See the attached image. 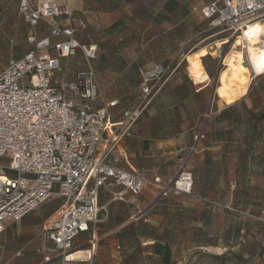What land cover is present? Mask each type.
Here are the masks:
<instances>
[{
    "label": "rangeland",
    "instance_id": "1",
    "mask_svg": "<svg viewBox=\"0 0 264 264\" xmlns=\"http://www.w3.org/2000/svg\"><path fill=\"white\" fill-rule=\"evenodd\" d=\"M64 1L74 10L77 38L81 43H94L97 54L90 62L92 74H89L90 70L79 52L62 60L60 71L53 79L69 82L77 77H90L101 95L107 100L118 99L122 109L136 105L142 98L140 70H149L160 64L166 69L167 81L158 89V100L169 102L167 93L171 91L178 97H187L179 108L186 119L198 110L207 111V97L211 96L214 87L213 108L218 100L221 101L220 106H230L224 102L226 98L237 100L224 86L226 68L222 64L237 36L210 28L202 18L201 8L212 0H81L79 8L73 7V0ZM18 4L19 0H0V70L9 60L31 49L27 42L29 28L19 15ZM117 7L123 10L121 19L106 26L100 13ZM154 37L156 41L152 43ZM237 45L235 50L245 54L246 60L243 40H239ZM198 50L210 54L201 57L202 67L192 72L186 58ZM189 63L191 68L195 66V60L190 59ZM248 69L246 93L232 104L235 120L224 116L225 122L213 127V137L224 138L228 142L225 146L238 150V177L241 183L247 180L251 183L250 187L241 184L239 188H234L235 197L238 203H250L251 216L236 214L234 211L237 209L233 208L237 205L232 202L230 207H225L226 229L220 230L217 228L216 202H205L198 196H193L191 200L186 198L192 196V190L187 196L158 195L154 199L159 188L153 176L147 175V187L139 195L129 197V203L114 210L112 207L115 204H111L106 210L98 212L99 221L90 230V233L95 231L94 245L86 243L87 237L76 243V251L88 250L90 253L83 254L84 262L73 264H264V244L258 243L253 248V243L248 245L247 236L236 235L241 228L258 236L264 234V77L259 76L263 73L256 74L249 66ZM184 74L195 87H204L205 95L189 97L187 85L182 79ZM27 80L26 76V84ZM252 114L254 128L249 123ZM203 140L202 137L197 139L198 143ZM203 144L207 142L203 141ZM208 145H212L211 142ZM248 161L253 166L255 164L256 170H246ZM9 162V156L0 158V163L4 165ZM180 196L196 205L189 211L192 219L189 224H185L183 212L174 213L172 204L159 201V198L167 202ZM102 200L100 204L104 205L107 196ZM178 204L181 207L185 203ZM57 205L59 202L51 198L33 211V219L41 217L45 220ZM210 206L211 209L206 208ZM246 211L248 213V209ZM239 237L247 244L246 249H231V244ZM16 249L8 247L4 252L0 250V264L24 262ZM53 261H43L42 264H60Z\"/></svg>",
    "mask_w": 264,
    "mask_h": 264
},
{
    "label": "built area",
    "instance_id": "2",
    "mask_svg": "<svg viewBox=\"0 0 264 264\" xmlns=\"http://www.w3.org/2000/svg\"><path fill=\"white\" fill-rule=\"evenodd\" d=\"M18 11L31 49L0 70V158L10 157L7 165L0 163V236L6 220H22L55 198L59 205L39 231L43 261L69 264L79 259L70 258L75 240L106 210L101 193L108 203L125 202L147 183V172L127 163L122 168L111 154L166 82V69L140 70L142 98L113 122L117 101L103 100L90 77L53 79L62 59L79 52L92 74L97 54L96 45L81 43L68 24L65 1L19 0ZM201 16L210 28L238 37L248 24L264 23V0H212ZM153 181L160 197L191 195L193 178L184 168Z\"/></svg>",
    "mask_w": 264,
    "mask_h": 264
},
{
    "label": "crops",
    "instance_id": "3",
    "mask_svg": "<svg viewBox=\"0 0 264 264\" xmlns=\"http://www.w3.org/2000/svg\"><path fill=\"white\" fill-rule=\"evenodd\" d=\"M66 5L68 6L67 3ZM72 5L76 8L81 7V0H73ZM69 10L71 12L72 19L68 21V24L76 30V17L73 15L74 10H71L70 8ZM122 11L123 10L120 7L108 11H102L100 13V17L103 23L106 26H109L121 19ZM155 39V37L152 38V43L153 41H156ZM209 54L210 53L205 50H198L193 56L186 58L188 68L190 67L189 69L192 72L195 71L194 69H196V71L200 70L202 67L200 58ZM190 59L193 61L195 60V66L193 68L190 66ZM199 66L200 68H198ZM182 79H184V82L187 85L185 87L187 88L189 97H197L203 94L205 95L204 87H195L190 78H187V76L185 77V74L182 76ZM98 92L101 94L99 90ZM156 93H158V91ZM214 94L215 92L211 93V96L207 97V111L203 112L198 110L192 116H188L186 119L183 112L179 110V108L183 106L187 97H178L175 92L171 91L167 93L168 97H170V101L160 102V100H158V95H160L159 92L152 98L148 106L143 111V114L138 118L132 127L131 131L124 135V137L121 139L116 149L112 152L111 159H117L118 165L122 168L127 169V164H129L133 168L141 169L147 172V175L149 176H159L162 179L173 178L181 168L189 170L193 176V192L192 196H188L186 198L191 200L193 196H198L205 202H216L218 204L216 207L218 217L217 228L221 230L226 229L225 207H230L232 202L237 205V207L233 208L237 209L234 211L236 214L243 216L245 215L248 217L251 216L250 203L245 204L239 202V204L235 197L236 192L234 191V188H239L241 184H243L245 187H250L251 182L247 180L241 183V180L238 177L240 171V157L238 156V150L233 146H225V143L228 142L224 138L213 137V127L225 122L224 115L220 116V114L229 107L226 105L220 106L219 103L221 101L218 100L216 101V105L213 108L212 101ZM102 98L105 101H117L116 107L112 109V120L113 122H118L121 120V112L126 108H119L118 99L107 100L103 96ZM225 100L227 101L224 102L230 105L236 102L238 99L231 100L229 97ZM210 106L212 107L211 109H209ZM199 134H201L202 138L204 139L203 141L207 142V144L204 145L203 141H199L198 143L197 139L195 138ZM208 142H211L212 145H208ZM245 168L247 171H250L251 169L256 170L255 164L253 166L251 161L247 162ZM146 187L147 184L144 183L141 191ZM158 193L154 194V199L158 197ZM248 194L249 192H247V195ZM105 196L106 195L101 193V203L103 201L102 198ZM186 198L182 199L181 196L177 198L173 197L168 199L167 202L163 201L164 198H159V201L161 203L172 204V211L174 213L183 212L185 224H189L192 220L189 215V211L196 207V205L194 206V204ZM180 202L185 203L184 206H177V204ZM124 203L127 204L129 201L127 200L126 202L108 203L107 198V201L104 202L106 207L108 205L115 204L112 207L113 210L119 205L125 206ZM57 206L53 209V211L57 208ZM206 208L211 209L212 207L210 206ZM246 209H248V213ZM32 213L22 220L16 222L6 220L4 223L5 230L0 236V250L1 252H4V250H6L8 247L17 248L16 250L20 251V258H22L24 262H17L16 264L44 263L42 250L44 242H42V240L39 238V231L42 227L44 219L38 217L37 220H34ZM92 225L86 233L81 234L75 240V244L87 237L88 240L86 243L88 245H94L93 233L95 231L90 233ZM236 235L242 237L247 236L249 239L248 243H250L248 245L250 246L251 243H253V248H255L256 244L258 243L260 245L264 244V234H260L258 236L249 230L248 232H244V230L241 228L237 230ZM251 238L252 242L250 240ZM246 245L247 244L245 242H241V237H239L237 242L231 244V249L235 247H242V249H246ZM45 246L48 249L50 247L49 244H46ZM84 253L88 254L90 252L88 250L75 251V253H73V258L79 259L74 260L69 264L84 262L85 259H82Z\"/></svg>",
    "mask_w": 264,
    "mask_h": 264
},
{
    "label": "bare ground",
    "instance_id": "4",
    "mask_svg": "<svg viewBox=\"0 0 264 264\" xmlns=\"http://www.w3.org/2000/svg\"><path fill=\"white\" fill-rule=\"evenodd\" d=\"M235 39L231 51L224 57L222 64L226 68L224 86L233 99H239L245 95L249 83L248 66L253 68L256 74L264 73V23L253 22L248 24L246 29H243ZM239 40H243L246 48L247 62L244 58L245 54L235 50ZM73 253L70 256L71 259H74Z\"/></svg>",
    "mask_w": 264,
    "mask_h": 264
},
{
    "label": "trees",
    "instance_id": "5",
    "mask_svg": "<svg viewBox=\"0 0 264 264\" xmlns=\"http://www.w3.org/2000/svg\"><path fill=\"white\" fill-rule=\"evenodd\" d=\"M204 58V57H203ZM261 77H264V73L262 75H259ZM235 103V102H234ZM232 103V104H234ZM232 104H230V106L228 108H226L223 112H221L220 116H226L227 119L231 120L234 119L235 120V113H234V109ZM233 120V122H234ZM249 123L251 124V127L254 128L255 127V123H254V114L250 115L249 118Z\"/></svg>",
    "mask_w": 264,
    "mask_h": 264
},
{
    "label": "water",
    "instance_id": "6",
    "mask_svg": "<svg viewBox=\"0 0 264 264\" xmlns=\"http://www.w3.org/2000/svg\"><path fill=\"white\" fill-rule=\"evenodd\" d=\"M217 75H218V73H217ZM217 75H216V81H217ZM214 89H215V87L213 88L212 93H214Z\"/></svg>",
    "mask_w": 264,
    "mask_h": 264
}]
</instances>
